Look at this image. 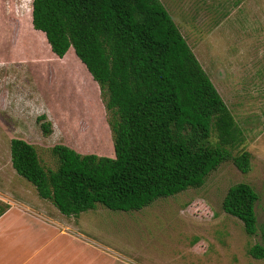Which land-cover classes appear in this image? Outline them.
I'll list each match as a JSON object with an SVG mask.
<instances>
[{
	"label": "rangeland",
	"instance_id": "rangeland-1",
	"mask_svg": "<svg viewBox=\"0 0 264 264\" xmlns=\"http://www.w3.org/2000/svg\"><path fill=\"white\" fill-rule=\"evenodd\" d=\"M160 1L243 131L236 153L252 155V170L244 174L226 163L200 189L139 212L99 206L86 225L117 252L118 264H264L248 254L264 245L261 233L248 236L223 210L229 189L247 183L259 194L256 213L259 227L264 224V0ZM33 2L0 0V187L24 195L27 187L34 201L42 200L36 188L13 169V139L36 147L50 169L57 167L56 146L108 158L115 151L99 84L73 49L63 59L53 55L46 35L34 29ZM42 116L52 124L48 136Z\"/></svg>",
	"mask_w": 264,
	"mask_h": 264
},
{
	"label": "trees",
	"instance_id": "trees-1",
	"mask_svg": "<svg viewBox=\"0 0 264 264\" xmlns=\"http://www.w3.org/2000/svg\"><path fill=\"white\" fill-rule=\"evenodd\" d=\"M33 26L57 58L74 50L101 88L114 134V158L56 146L55 169L33 145L12 141L17 174L63 215L99 206L139 212L202 188L226 163L250 173L252 155L236 153L245 143L243 131L160 0H34ZM39 123L50 135L47 117ZM259 199L251 185L240 183L229 189L223 210L264 242ZM8 209L0 204V217ZM248 254L264 261V245Z\"/></svg>",
	"mask_w": 264,
	"mask_h": 264
},
{
	"label": "crops",
	"instance_id": "crops-1",
	"mask_svg": "<svg viewBox=\"0 0 264 264\" xmlns=\"http://www.w3.org/2000/svg\"><path fill=\"white\" fill-rule=\"evenodd\" d=\"M25 190L10 194L0 187V204L9 206L0 217V264H118L117 252L95 240L86 225L98 209L66 216L40 196L33 201L36 194Z\"/></svg>",
	"mask_w": 264,
	"mask_h": 264
}]
</instances>
